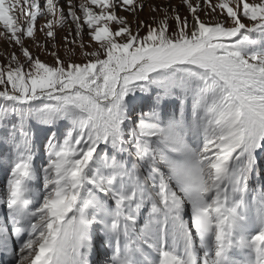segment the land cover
<instances>
[{
	"label": "snow or ice",
	"instance_id": "snow-or-ice-1",
	"mask_svg": "<svg viewBox=\"0 0 264 264\" xmlns=\"http://www.w3.org/2000/svg\"><path fill=\"white\" fill-rule=\"evenodd\" d=\"M183 3L191 22L170 25L163 9L133 31L117 8L135 0H0V35L20 51L0 62V252L14 264H92L97 241L106 264H264V188L250 187L264 153V0ZM40 18L53 40L71 20L83 59L33 55Z\"/></svg>",
	"mask_w": 264,
	"mask_h": 264
},
{
	"label": "rangeland",
	"instance_id": "rangeland-1",
	"mask_svg": "<svg viewBox=\"0 0 264 264\" xmlns=\"http://www.w3.org/2000/svg\"><path fill=\"white\" fill-rule=\"evenodd\" d=\"M73 2L78 3L79 0H73ZM192 2L196 3V0H192ZM218 2L219 0H212L213 4H216ZM135 5L136 9L134 12L117 8V15L126 17L131 24L133 31L136 30L138 21H144L145 24H151L154 18L162 17L164 15L163 9H168L170 25L175 24L174 16L177 13H179L182 18L187 17L189 22H191L192 20V14L188 10L187 5L183 3V0H135ZM140 5H143V8H141ZM154 7L156 10H153ZM77 11L78 14L82 15V13H79L78 9ZM198 13L201 20L225 19V16L220 14L219 9H217L216 13H212L210 10H208V15H205V10L198 9ZM43 23L44 18L38 19L35 40L31 38H25V44L27 47H29L30 51H32L33 55L39 56L42 61L52 64L54 62V58L50 55V52L58 51L60 58L66 60L67 56L69 55L67 50L75 48L76 54L72 57L73 60L79 62L83 59V57L80 55L79 49L81 38L75 36V26L74 24H72L71 20H69V22L63 27L59 25L56 26V36L54 40L51 38H47L44 33L39 30V26ZM70 30L72 33L71 35H69ZM4 31L5 30L3 29L2 25H0V33H4ZM140 31L141 35H143L146 32V28H141ZM65 36H68L69 41L75 40L76 43H66V41L64 40ZM36 42H39L41 45H45V47L37 48ZM83 42L85 43V45L90 42L89 36L87 34V28L84 29ZM53 45H56L55 49L53 48ZM13 51H15L17 55H20L18 46H16L15 44H10L5 35H0V62L6 63V57L8 53ZM7 123V121L4 122L5 125H7ZM41 128L42 126H36L32 129V131L36 135L37 149L40 148V145L42 143H46L45 133L41 130ZM8 132L9 129L7 127H0V188H3L6 181V169L8 167L7 156L10 144V141L7 139ZM257 160V167L250 178V187L255 190L264 188V153H260L257 157ZM39 182L40 184H42V176L39 179ZM3 212L4 209L0 207V218H2ZM252 234H254V230H250L249 232L245 233L246 236H250ZM198 243L199 241L197 240V244ZM92 254H97V257L95 259H92ZM111 255L112 252L107 243L105 242L104 245H100L99 241H97L96 250L90 253L89 258L92 261V264H106V262L110 261ZM229 255L231 259L238 262H243L245 257L247 256V253L239 249H232ZM14 260L15 258L11 253L5 254L3 252H0V261H3L4 264H14Z\"/></svg>",
	"mask_w": 264,
	"mask_h": 264
},
{
	"label": "bare ground",
	"instance_id": "bare-ground-1",
	"mask_svg": "<svg viewBox=\"0 0 264 264\" xmlns=\"http://www.w3.org/2000/svg\"><path fill=\"white\" fill-rule=\"evenodd\" d=\"M97 257V254H92L91 258L95 259Z\"/></svg>",
	"mask_w": 264,
	"mask_h": 264
}]
</instances>
